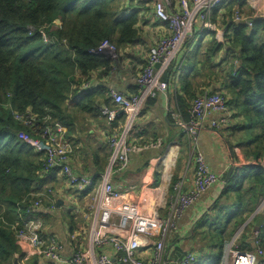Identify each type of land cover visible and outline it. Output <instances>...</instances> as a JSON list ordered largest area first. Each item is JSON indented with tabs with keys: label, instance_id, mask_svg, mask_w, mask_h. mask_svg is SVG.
Wrapping results in <instances>:
<instances>
[{
	"label": "trees",
	"instance_id": "trees-1",
	"mask_svg": "<svg viewBox=\"0 0 264 264\" xmlns=\"http://www.w3.org/2000/svg\"><path fill=\"white\" fill-rule=\"evenodd\" d=\"M149 3L144 0H0V264H22L28 248L16 238L17 231L22 226V218L33 210L37 197L42 200L40 209L51 198L50 180L56 172L46 169L44 154L29 149L19 134L38 138L42 128L52 124L70 129L78 114L95 115L103 109L100 103L102 99L107 102L108 92H88L81 96L80 91L93 78L108 77L119 65L120 57L112 61L106 56H94L90 51L109 42L119 55L120 50L136 42L139 15L149 13L152 9ZM249 10L245 0L223 2L212 13L216 31L204 32L210 38L203 42L201 34L202 46L195 52L188 51L183 69L169 72L174 87L177 86L175 103L183 121L190 120L191 104L199 95L212 93L205 81H198L220 77L229 109L234 107L248 119L232 132V136L239 134L240 139H236L234 146L230 142L233 167L223 175L221 193L192 225V240L203 249L194 264H220L224 245L254 213L256 204L264 200V19L249 17ZM236 12L251 22V26L234 22ZM218 30L223 31L221 36L217 35ZM188 48L185 45L186 51ZM221 52H225L226 63L223 76L215 71L212 63ZM197 53L198 64L206 69L204 77L195 70L184 75L183 71L189 67L194 69ZM14 114L33 119L32 125L16 121ZM118 119L117 116L116 122ZM64 138L70 142L66 133ZM108 157L109 151L101 160V174ZM184 162L185 158L179 155L178 173L173 180L180 177ZM261 217L264 215H256L255 220ZM212 220L215 224H208ZM248 226L238 240L239 248L244 251L256 246L244 239ZM257 245L264 250V226L259 231ZM184 255L166 253L169 259L175 257L174 261Z\"/></svg>",
	"mask_w": 264,
	"mask_h": 264
},
{
	"label": "built area",
	"instance_id": "built-area-1",
	"mask_svg": "<svg viewBox=\"0 0 264 264\" xmlns=\"http://www.w3.org/2000/svg\"><path fill=\"white\" fill-rule=\"evenodd\" d=\"M225 1L180 0L181 10L172 12L163 1L152 0L154 17L167 26L168 34L160 37L148 51L146 64L135 79L138 93L124 96L111 91L110 98L115 109L101 110L109 128L116 122L117 110L123 109L124 112L120 131L107 138L109 157L105 170L97 182L78 175L69 166L71 144L69 142L70 145L67 147L62 132L66 131L65 128L58 124L48 125L42 128L38 138L23 132L19 134L21 141L29 149L44 154L46 169L59 170L70 189L90 196L88 209L84 213L85 219L88 220L86 238L69 260L62 257V248L54 239L41 238L44 224L41 219L34 216V211L39 210L42 204V200L38 197L33 204V210L22 218V226L16 234L19 242L52 264H194L196 262L197 255L191 252L177 261H174L175 257L169 259L166 256V243L176 232L177 221L185 210L193 206L201 194L221 182L220 176L210 169L203 155L194 151L199 133L204 129V122L211 115H216L217 119L209 122L210 130L219 131L228 125L230 117L228 98L218 92H205L199 95L191 104V118L188 122L183 121L176 112V126L183 128L188 137L190 155L188 163L191 162L189 167H193L192 181L188 188L185 187L186 171L181 172L180 177L173 180L178 153L173 154L171 160L167 161L166 157L172 150L170 147L166 155L159 160V164L164 169L160 176V185L155 197L147 204L133 201L135 187L130 186L122 190L114 186V180L128 169L132 155L162 148L161 139L144 145L135 142L143 133V128L137 126L136 121L149 97L155 92L168 90V81L164 80V76L171 71H179L180 67L175 68L179 63L177 60L181 55L182 58L185 57V53L187 55L189 49L186 51L185 43L189 38H194L195 28L207 33L216 31L217 26L212 21V13ZM233 18L234 22H244L251 26V22L237 12ZM197 38H200V35H196L195 42ZM90 53L94 56H106L111 60H116L118 55L114 45L109 42H103ZM14 119L25 126H31L33 122V119L20 114H14ZM126 196L130 197L126 198ZM259 206L256 215L263 216L264 200ZM75 213L78 211L76 210ZM244 228L240 227L224 245L220 264H264V250L257 245L259 232L254 233L252 237L255 239V249L244 251L239 248L238 240ZM107 248L114 254L113 257L106 252Z\"/></svg>",
	"mask_w": 264,
	"mask_h": 264
},
{
	"label": "crops",
	"instance_id": "crops-1",
	"mask_svg": "<svg viewBox=\"0 0 264 264\" xmlns=\"http://www.w3.org/2000/svg\"><path fill=\"white\" fill-rule=\"evenodd\" d=\"M163 2L164 5L168 7L169 11L179 12L181 10L180 0H163ZM150 4L151 2L149 3V7L152 8V4ZM245 4L250 8V10L247 11V15L249 17H264V0H245ZM138 27L139 37L136 42L120 50L116 59L118 60L120 57L117 68H113L108 77L101 79L93 78V81L90 84L84 85L80 91L81 96L88 92H108L106 97L107 102L105 103L104 99H102L100 103L101 109L104 107L112 110L115 109V106L110 98L111 91H116L124 96L132 95L137 92L136 90L139 91L135 79L142 72L146 64L148 51L152 46H154L160 37L168 34L167 26L159 22L154 17L153 9H151L149 13L139 15ZM204 32L205 31L200 30L197 27L194 30L192 44L195 42L196 35H200L195 51L202 46L199 41L201 39V34L202 36L205 34ZM222 34V30L217 31L218 36H221ZM209 38L210 37L204 35L202 42L204 40H208ZM189 52L192 51L189 49ZM184 56V58H179L177 60L179 63L175 68L180 67L179 71L183 69L185 60L189 55H186L185 53ZM196 57L194 69L189 67V69L183 71L184 75L190 74L195 70L196 72L200 71L204 77L206 69L204 70L202 65L198 64V53ZM224 59L225 52H221L212 62L215 67V71L218 72L220 76L225 74L224 69L226 68V63H224ZM165 78L167 81H170L168 82L169 88L166 92H155L146 100L140 116L136 121L137 126L143 128V133L138 136L135 141L139 145H144L151 143L156 139H161L163 141V146L160 150L146 151L141 154L132 155L130 157L128 169L122 172L114 180V186L116 188H122L123 190L130 186L135 187L136 189L134 190L132 199L140 204H147L155 197L157 189L160 185L159 160L166 155L169 147L172 150L170 155L166 157V160L170 161L175 153H178V156H183L185 158V162L184 167L180 172L186 171L187 176L185 187L188 188L192 181L193 167L190 168L189 166L191 162L188 163L190 157L188 151V137L183 128L176 126L175 122L177 112L175 103L177 86L175 88L172 83V75L167 73ZM204 81L206 82L205 85L210 89L208 91H211L212 93H224V90L221 88L223 82L221 77L216 80L203 78L198 82L203 83ZM177 83L178 80L176 84ZM171 85L173 86V89ZM229 110L230 117L228 125L222 127L219 131L210 130L209 126V122L211 120L217 119L216 115H211L204 122V129L199 133L197 145L194 151V153H201L203 155L210 169L215 174L220 176L221 182H218L210 190L201 194L198 201L193 206L185 210L182 216L178 219L177 230L171 236L167 244V251L169 253L179 252L186 254L191 252L198 256L203 253V249H199L198 245L192 240V225H194L197 220H200V217L207 211L212 202L221 193V190L224 187L223 175L228 173V171L233 167V154L230 142L232 146H234L236 139H240L239 134L235 133V135L232 136V132L235 130L234 128L236 126L244 124L248 121L247 118L238 114V111L234 109V107ZM100 112L101 110L95 115H90L91 120H83L84 122L82 123H80V116L86 115L78 114L73 128L68 129L65 127L67 131L66 135H69L70 144L74 150L73 155L71 154L70 156V161H68L70 167L78 175L92 180L94 178H99L102 172L101 168L103 164L101 160L107 156L109 151L107 148V138L111 134H115L120 131L123 117V114H119V110H117V116L119 119L112 128H109L105 124V117H103ZM84 125L87 126V133L82 140L80 138L81 134L78 132V127H83ZM96 158H99L97 163L95 161ZM55 171L56 172H53L50 180V183L52 182L50 189L51 198L46 201L47 204L42 209L34 211V216L41 219L44 224L41 233L43 238H41L44 240L51 238L54 239L62 248V257L65 260H69L80 247L78 244L83 245L88 226V220H86L83 216V218L77 217L75 211L76 209H79L84 212L86 209L85 206L90 203V196L89 194L79 193L76 190L73 191V189L71 190L61 172L57 169ZM129 197L130 196H126V198ZM260 198L259 200H261ZM258 206L259 205L256 204L254 212ZM162 214L164 215L163 212ZM250 217L245 222H247ZM70 218H72L73 225L70 224ZM259 219L255 220V217H253L252 221L249 222L251 224L249 226V223L247 224L248 228L244 237L245 241L252 239L253 229ZM81 220L83 221L82 224ZM27 248L28 253L23 258L22 264H52V262L34 254L29 247ZM106 252L111 257L114 256V254L110 252L109 248L106 249Z\"/></svg>",
	"mask_w": 264,
	"mask_h": 264
},
{
	"label": "rangeland",
	"instance_id": "rangeland-1",
	"mask_svg": "<svg viewBox=\"0 0 264 264\" xmlns=\"http://www.w3.org/2000/svg\"><path fill=\"white\" fill-rule=\"evenodd\" d=\"M144 1H148V0H144ZM160 1H163V0H160ZM150 2H152V0L150 1ZM151 5V4H150ZM56 24H59V22L57 21L56 22ZM198 39L199 38H197V41L196 42H194L193 44H192V38H189L188 39V41L185 43V45H187L188 44V46H189V49H190V51H195V49H196V46H197V42H198ZM114 58H116V55H115V57ZM182 58V55H181V57H180V59ZM76 98H79V97H76ZM86 116H80V123H82V122H84V121H89V120H91V114H85ZM84 120V121H83ZM79 128V130H78V132L81 134V139L83 140V138L85 137V135H86V133H87V126H83V127H78ZM75 131H76V128H75ZM62 132H64V134L65 133H67V131H62ZM68 142V143H67ZM66 144H67V147H69V141L68 140H66ZM73 153H74V150H73V147L71 146L70 147V152H69V154H72L73 155ZM178 167H179V163H178V166H177V168H175V171H174V175H176L178 172L176 171V170H178ZM163 166L160 164V176L162 175V173H163ZM180 173V172H179ZM115 177V176H114ZM159 180H160V177H159ZM220 183V182H219ZM72 190V189H71ZM74 191V190H73ZM172 193V192H171ZM88 198V197H87ZM88 206H89V204L87 205V206H85V211L88 209ZM77 211H78V213H75L76 214V216L77 217H81V218H83L84 217V213H85V211L84 212H82V210H79V209H76ZM162 216H163V214H161ZM83 216V217H82ZM83 223V221L81 220V224ZM212 223H214V221L212 220V221H210V222H208V224H212ZM215 224V223H214ZM87 229H88V226H87ZM239 229V228H238ZM237 229V230H238ZM237 230H235V231H237ZM188 231H189V229H188ZM187 231V232H188ZM236 233V232H235ZM234 233V234H235ZM171 234H172V232L170 233V235H169V237L171 236ZM168 237V238H169ZM231 237H233V236H231ZM230 237V238H231ZM230 238L228 239V240H230ZM168 240H167V243L166 244H168Z\"/></svg>",
	"mask_w": 264,
	"mask_h": 264
},
{
	"label": "water",
	"instance_id": "water-1",
	"mask_svg": "<svg viewBox=\"0 0 264 264\" xmlns=\"http://www.w3.org/2000/svg\"><path fill=\"white\" fill-rule=\"evenodd\" d=\"M123 112H124L123 109L119 110V114H123ZM228 176H229V174H228ZM259 207H260V206H259ZM256 213H257V212H254V214L250 217V219H249L245 224H243V225L241 226V228L246 227V225L248 224V222H250V221L252 220V218L255 217ZM263 226H264V217H261V218L256 222V224H255V227H254V229H253L254 233L259 232ZM249 243L253 245V244L255 243V239H254V238L250 239V240H249ZM255 247H256V246L253 245V246H252V249H255Z\"/></svg>",
	"mask_w": 264,
	"mask_h": 264
},
{
	"label": "bare ground",
	"instance_id": "bare-ground-1",
	"mask_svg": "<svg viewBox=\"0 0 264 264\" xmlns=\"http://www.w3.org/2000/svg\"><path fill=\"white\" fill-rule=\"evenodd\" d=\"M259 209H260V207H257L256 210H255V212H257Z\"/></svg>",
	"mask_w": 264,
	"mask_h": 264
}]
</instances>
